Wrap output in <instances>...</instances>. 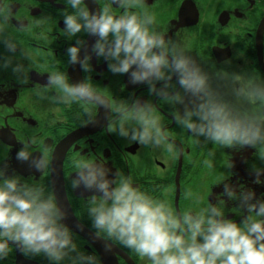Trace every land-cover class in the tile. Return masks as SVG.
Listing matches in <instances>:
<instances>
[{"label":"clouds","instance_id":"9594fccd","mask_svg":"<svg viewBox=\"0 0 264 264\" xmlns=\"http://www.w3.org/2000/svg\"><path fill=\"white\" fill-rule=\"evenodd\" d=\"M59 2L65 5L60 14L63 34L75 40L65 50L67 63H79L88 75L72 82L67 72L51 71L46 82L31 87L35 99L51 105L77 104L83 126L111 124L129 144L182 150L170 141L151 99L113 101L97 89L90 75L94 53L107 60L111 73H127L130 83L145 84L150 96L174 110L181 133L197 143L264 148V75L253 70L217 71L195 58L183 41L158 26L156 16L142 7L143 0H105L99 9H90L86 0ZM14 4L16 0H0V70L28 85L35 61L18 39L27 25L15 16ZM113 4L122 9L120 14L114 12ZM81 32L96 37L91 51L83 56L85 41L77 38ZM52 116L48 125L56 123ZM49 151L40 133L33 131L25 134L15 158L41 173L50 166ZM257 157L264 161V153L258 152ZM6 158L0 156V264L13 245L26 257L43 256L48 264H101L96 253L78 243L54 193L32 175L29 182L14 169L9 174ZM72 168L71 187L91 194L86 201L90 229L103 237L106 250L118 243L147 264H264V193L254 198L251 188L235 190L227 169L215 184L223 185L215 202L210 201V193L208 203L200 205L203 197L197 196V207L178 212L166 199L134 183L132 175L115 169L110 176L112 170L103 160L74 156ZM252 171L254 182L264 183V168ZM185 195L192 198L190 190ZM224 196L238 201L235 209L244 213L242 219L226 215Z\"/></svg>","mask_w":264,"mask_h":264},{"label":"flooded vegetation","instance_id":"af4514ba","mask_svg":"<svg viewBox=\"0 0 264 264\" xmlns=\"http://www.w3.org/2000/svg\"><path fill=\"white\" fill-rule=\"evenodd\" d=\"M15 16L26 22V29L18 39L30 51L35 66L31 69L30 83L20 84L12 79L9 71L0 70V156H7L9 174L15 170L29 182L32 175L49 188L64 207L65 222L75 229L76 239L85 250L96 253L101 264H147L144 258L133 251L113 243L105 249L103 237H97L90 229L87 216L88 192L82 188L72 189L74 176L72 159L86 155L103 160L112 170L132 175L134 183L157 198L170 202L175 211L183 212L197 207L196 197L202 196L200 205L215 202L216 194L223 185H215L218 178L229 171L230 183L239 191L251 188L255 197L264 193V183L256 184L252 168H264V161L257 153L264 148L252 146L222 148L212 143H197L190 135L182 134L174 119V110L162 100L150 96L145 84H132L128 74H113L107 69V60L91 56L90 73L94 85L111 100L151 99L157 114L164 121L170 141H175L182 150L168 152L129 144L113 131V125L81 124V109L77 104L51 105L35 99L31 87L46 82L51 71H65L72 82L87 76L80 64H68L66 48L75 43L63 34L60 14L65 5L59 0H16ZM105 0H86L90 9L103 7ZM120 14L122 9L113 4ZM142 7L151 11L160 28L168 36L183 41L197 59L205 61L217 71L253 70L264 75V0H143ZM70 11V9H67ZM47 17L41 23H35ZM15 22V21H14ZM77 38L85 41L80 55L91 51L96 37L79 33ZM175 79V77H174ZM189 98L186 97L185 103ZM183 110V105L178 106ZM52 118L56 123L48 125ZM40 133L47 142L50 166L37 172L27 162H19L15 153L25 134ZM231 172V173H230ZM264 180V173L261 174ZM192 198H186V191ZM228 207L227 216L239 221L244 213L235 209L238 201L223 197ZM246 214V212H245ZM3 264H48L46 258L26 257L13 245Z\"/></svg>","mask_w":264,"mask_h":264}]
</instances>
